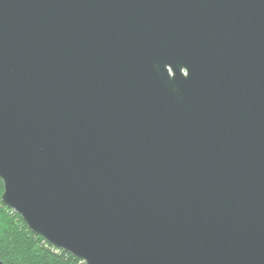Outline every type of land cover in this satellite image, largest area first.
Returning <instances> with one entry per match:
<instances>
[{"label":"water","instance_id":"water-1","mask_svg":"<svg viewBox=\"0 0 264 264\" xmlns=\"http://www.w3.org/2000/svg\"><path fill=\"white\" fill-rule=\"evenodd\" d=\"M0 180L83 264H264V0H0Z\"/></svg>","mask_w":264,"mask_h":264},{"label":"trees","instance_id":"trees-1","mask_svg":"<svg viewBox=\"0 0 264 264\" xmlns=\"http://www.w3.org/2000/svg\"><path fill=\"white\" fill-rule=\"evenodd\" d=\"M0 180V260L4 264H83L34 235L22 219L1 202Z\"/></svg>","mask_w":264,"mask_h":264}]
</instances>
